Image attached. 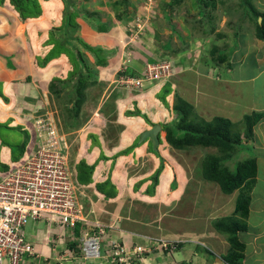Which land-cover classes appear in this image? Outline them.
<instances>
[{"label": "rangeland", "instance_id": "rangeland-1", "mask_svg": "<svg viewBox=\"0 0 264 264\" xmlns=\"http://www.w3.org/2000/svg\"><path fill=\"white\" fill-rule=\"evenodd\" d=\"M177 1L178 0H128V3L129 9L132 10V17H135L137 14H142L144 6L151 2V8L154 11L153 13L151 11V15H156L157 13V15L159 16L158 18L166 19L165 15H163V12L166 10V12L168 11L170 15H172L174 22L177 21L181 24V22L186 23V21L189 20V25L196 29V33L194 32L196 36H201V33L204 34L205 32L207 34V31L212 33V28H210L208 22L210 24L217 22L218 25L217 27H215V31L217 32V34H229V37L226 38L225 41L224 39L222 40L216 37L218 43H222V45H224L223 47L231 46L232 42L229 41H233L234 31L236 27L240 31L244 30V33H248V31L251 33L248 35L247 39L248 46L251 45V47H253V44H257L256 41H258L259 38L257 37V35L255 36L256 24L251 18L252 12L248 10L247 13L244 14V9L241 10L239 9V7L235 9V7L240 4L238 0H216L218 10L213 13L211 12L213 7L211 4L208 5L207 9H203V7L202 9H199L197 0H184L179 4H176ZM222 1H225L224 6L221 4ZM118 2L120 1H100L99 6H103V8H110V11L108 13L101 15L103 19H107L108 16L111 17L112 15L116 17V14H119V12L123 10L122 5L116 4ZM167 3H172V6H174L175 4L176 5L173 8H167ZM251 3L258 9L260 7L264 8V0H253L251 1ZM238 9L240 10L239 12ZM202 10L206 11L207 14H205ZM235 10L238 12L237 15H233V13H235ZM1 12H5L7 15L11 16L10 19L12 23H17L18 25L20 24L15 33L17 34V36L22 35L25 31V24H21V22H18V20L15 19L12 9L7 4L2 5L0 6V13ZM98 12L103 13L104 11L98 9ZM162 15L163 17H161ZM209 16H212V18L208 19ZM202 19H205L204 22L208 24V27H204L203 21H200ZM0 20L3 21V24L2 22L0 24V34H3L5 29H9V26L7 24V21L3 19L2 16H0ZM165 21L172 22L169 16H167V19ZM112 26L115 25L112 24ZM75 28L76 26H74V28L72 29ZM59 32L61 31H58V33ZM82 32H84V30L82 26L79 25L76 36H74L73 38L69 37V39L71 40L72 46L76 52L77 50L83 52L86 64L91 69V76L93 77L89 81L91 87L88 88L87 94H89V97L97 98L99 97L101 89H98V85L94 84L96 82H99L98 79L100 78V75L102 76L103 74L105 75L110 73L111 68L109 67V65L112 62H114V64H112V66L114 65V67L115 65H119L120 62V57L119 59L115 60L118 48H113V46L117 44V37L115 38L111 33H108L109 35H107L111 40L110 45L109 40L107 41V43L105 42V44L103 43L101 45L100 42L93 41L91 38L86 36V33H84V37ZM211 35L212 34H210L207 38V42L209 43L208 49L210 48V46L212 47L213 39L211 38ZM2 37L4 36L0 35V39H2ZM77 37L85 40V42H87L93 48L103 49V51L99 53V56L103 58L99 62L102 63H99L97 61L96 54L86 50L76 41ZM13 43L15 44V48L13 49L16 50V53L17 51H22L19 52L17 54V57L13 59L14 63L12 62L17 66L18 72L11 70L13 68L9 67L10 74L15 76H13L14 78L12 79L17 80L18 74L20 75L19 80H24L27 75L32 76V82L34 84L28 85L27 87L29 88V86H36L37 90H39V97L37 99L24 98L21 95H17L9 82H0V176H6L10 174L13 170L20 167L31 155L37 137V130L36 126H34L35 124L33 119L34 114L32 115L34 111L36 112V108L42 107V110L45 108V115L48 116L46 121L52 122L53 125L54 123H56L55 115L60 111V103H58L57 99H55V97L51 95L50 90L46 87L47 83L42 81L43 84L40 85L34 80L36 78L43 77V75L40 74V72H38V70L33 66L36 63L37 55L42 54V52L38 50L31 52L29 50L30 47L26 48L24 44L23 49L18 48L21 47V45L16 41ZM196 43H198L197 48L195 45ZM196 43H194V45H192L191 42L189 43L191 44L190 48L192 47V50L190 51L195 50L199 58L201 52L199 44L201 45L202 43ZM215 43L219 45L217 42ZM23 50H25V55L23 54ZM228 51V60L230 61V49H228ZM128 53V59L134 57L132 56V51ZM190 57H195V54ZM1 59H3V57L0 56V60ZM64 60L65 63L63 64V66L69 65L68 60ZM251 62L253 63L246 67V70L242 72L243 74L257 72L254 61ZM57 66L58 68L56 69L55 67H51L52 70L55 69L54 73L51 70V76L55 73L58 74L63 71L60 65ZM69 68H71V66H69ZM64 74L67 77V69H64ZM0 77H9V74L3 72L0 73ZM32 82L30 81L28 83ZM42 86L45 87L41 89ZM36 88L35 91H37ZM248 89L249 87H246L244 89L245 92L243 96L249 95ZM67 90L71 91L72 85L68 86ZM131 93L132 94H130L125 100L122 101H118L115 95L108 98L104 112L112 113V107H115V104L116 106H118V109L120 111L116 114L117 118L115 119L116 123L114 121V125L104 124V126L106 127L101 128V122L99 121V119H95L94 122H90L89 124H87L86 122L83 125L84 128L81 131L75 130L73 132H64L65 134L60 133V145L62 149L65 150L68 144L72 146L71 150H69V160L71 163L75 161V151L80 148L79 162L76 166V170L79 174L80 180L82 182H86V180L89 179V181L86 182V184H88L93 181L94 175L95 177H97L100 171L105 172L103 176L100 175L97 178V180H99V184L96 185L97 192L101 196L107 198L108 203L112 201L110 204L118 213L127 214L128 209H135L139 210V212L142 213L141 215L137 212H134L135 219L139 221L144 219L147 222L157 220V223L154 222L155 224L152 225L153 229L158 230L157 226H164V229H166V232L164 230L165 236L171 234L170 229H168L166 227L167 225H165L166 222H168V224H171L170 220H182L181 217L186 216L188 213H190V218H192L191 220H195L197 222L203 219L204 215H208L210 210H215V207L217 206L216 204L218 202L224 207L223 209L229 213L235 206V195L230 197L223 196L220 193V188L216 183L204 181L200 174V167L202 161L206 157V154L208 155V153L216 152L215 149L206 150L203 148H195L194 150L187 152L176 150L172 151V149H168L167 142L161 138L159 151H157L153 147L151 140L147 139L141 142V137L145 131L152 129L155 125L161 126L162 130L167 129L170 120L175 118L173 107L175 102L180 98L182 99V97L178 92L175 91V88L171 84V82L147 83L146 87L142 91ZM258 95H264V89L260 88ZM107 96L108 95L105 94V97ZM35 99V102L38 101L36 105L33 104L35 102L31 103V100ZM25 101L27 103H25ZM88 106L90 107L91 105ZM220 109H223L222 112L224 114L226 110L225 105L223 107H220ZM24 111L26 112V114L24 113ZM87 114L90 119L91 114ZM238 114H241V112L238 111ZM242 115L244 117V115L247 114ZM38 118L40 117H37L36 119ZM41 118H43L41 120L44 121V117ZM199 118L201 117L196 113L195 119ZM237 124L238 125L236 126L238 129H243L239 126L240 123L237 122ZM164 135L166 136L165 132ZM254 139H256V136H254ZM248 147L249 148L247 149L249 150V152H247L249 154H251V152H254L255 158H258L259 156H257L254 147ZM83 157L87 160V163ZM143 157L155 158L156 166L153 168L154 164L151 162V165H148L145 168H141L142 166L140 164ZM241 157H247V154L242 153L239 159H242ZM82 162H85V164L81 165ZM227 165H229L231 169H233L234 167L232 163H227ZM89 166H91V168H94L92 174ZM260 166L261 171L264 172V165L261 164ZM160 168H162L161 171L159 170ZM127 173L130 178L131 176L138 178L142 173L145 175V178L150 179L151 177L154 178L159 176L157 179L158 182L156 183V192L147 194V196H141V193L137 189V182L135 181L134 182L136 184L133 182V188L129 192H127V189L122 187L123 184L119 181L117 182V180L123 179L124 175H127ZM177 173L178 176H176ZM152 183H155V179L149 180L147 182V185L152 186ZM116 185L118 187H116ZM175 185L176 187L172 189ZM145 188L146 187H141V189ZM84 198H86V196H84ZM116 198L118 200H115L114 202V199ZM123 200L126 201V209L123 206ZM213 200L216 204H213ZM113 218L114 216L109 219V222L113 221ZM180 223H183V221H180ZM186 224L192 225L191 223ZM58 233L54 236L53 242H55L56 248L60 250V247H64L65 244L63 243V241L59 242V240L57 239V236L59 235ZM192 234H194V232ZM226 237H228V235H226ZM109 238L110 236H104L102 238L103 256H106L104 242H108ZM169 240L172 239L169 238ZM35 242L38 244V240H35ZM195 243H198L197 240H195ZM200 244L201 243L197 245L194 243L186 242L183 245L182 249L180 248L181 250L179 249L177 252L173 253L175 259L177 260V263L175 262V264H190V262H188L187 260H184L183 262L178 261L187 258L188 250H192V245L201 249ZM63 250H66V247ZM65 252L69 253V251L67 250ZM158 256L159 255L157 254V257ZM168 257L171 258L170 255ZM158 261H160V259H158ZM28 262H30V260H28ZM34 264H40V262L34 260ZM73 264L83 263L75 261ZM94 264H99V262H95ZM166 264H168V261H166Z\"/></svg>", "mask_w": 264, "mask_h": 264}, {"label": "crops", "instance_id": "crops-1", "mask_svg": "<svg viewBox=\"0 0 264 264\" xmlns=\"http://www.w3.org/2000/svg\"><path fill=\"white\" fill-rule=\"evenodd\" d=\"M100 1L101 0H96L95 3V0H79L80 5L85 9L87 8L90 11H98V9H101L104 12L100 13V15L108 13L110 11V8H103V6H99ZM42 6L43 15L39 19L33 21H21L18 15L12 10L15 19H17L18 22H21V24H25V31L20 36H17V34L15 33L20 24L18 25L17 23H12L10 19L11 16L7 15L5 12L0 13V16H2V18L7 21V24L9 26V29H5L3 34H0L4 36L2 37V39H0V52L2 54L13 53L15 51V49H13L15 48V44L13 42L15 41L21 45V47L18 48L23 49L24 46L26 48H29L27 33L30 25H36L44 28L48 23H50V21L53 23H58V21L61 19V13L64 8L63 1L42 0ZM258 10L260 12H264V8L262 7H260ZM165 12H163V15L165 14ZM167 13L169 14L172 22L165 21L167 19L166 14V19L158 18L159 16L157 15V13L156 15H151V21L148 27V31L145 34V38H143L140 43L134 44L133 47L129 46L132 41L129 31L131 30V27L133 25V20H127L126 17H123V22H118L114 15H112L111 17L108 16L107 19L104 18V21H107L109 19L111 23L115 25L112 27V31L110 33L115 38L117 37V44H115L113 48H118L115 60L119 59L120 57V62L119 65H115V67L114 65L112 66V64H114V62H112L109 65V67L111 68L110 73L105 75L103 74L102 76L100 75V78L98 79L100 83L98 89L101 90L99 93V98L97 97L99 103L96 107L93 104H91V108L89 107L92 112L89 122H94L95 119H99L102 125L101 128L106 127L104 126V124L108 123V119L105 117L107 115L103 116L102 114H100L101 109H105V105L107 104L108 98L105 97V94L109 95V93H114L118 101L125 100L130 94H132L130 92L120 91L119 89L114 90V86L111 85L115 81L117 72L123 65V61L125 59L127 51H132V56H134L132 58V63L128 65V69L126 72L127 74L130 73L129 75H136L137 73H140L147 63L157 62L161 59L173 60L175 63L174 74L173 78H171L168 82H171V84L175 88V91L180 94L182 99H184V101H186L194 108L193 110L195 114L197 113L201 117V119L205 121L210 122L216 117H223L231 120L232 122H238L242 120V114H251L252 112L264 114V95H258L259 89H264V41L258 39V41H256L257 44H253V47H251V45L248 46L247 44L248 35L251 34L249 31L248 33L245 32L244 35H241V37H236L234 35L233 41H229L232 42L231 46H229L231 53L230 61L232 62L230 66L232 67H230L229 69H216L210 61L211 57L209 55L207 46V38L209 36L205 37V33H201V36H196L194 34V32L196 33V29L189 25V20L186 21V23L181 22L180 24V22H174L172 15H170L168 11ZM163 15L161 17H163ZM260 20L262 19L259 18V22H261ZM77 21L84 30V32H82L83 35L84 33H86V36L91 38L93 41L100 42L101 45L103 43L105 44V42L107 43V41L109 40L110 45L111 40L108 36L109 34L107 35L106 33H98L97 31H95L83 16H79L77 18ZM1 22L3 24L2 20H0V24ZM216 25H218L217 22ZM217 35L218 34L216 31L212 34L211 38L213 39V42L215 41L218 43L216 39ZM228 37L229 34L227 33L226 35L224 34L222 36V38H224V41ZM190 42L192 43V45H194V43L196 42L202 43L201 45L199 44L201 49L199 58L195 50L190 51L192 50V47L190 48ZM195 45L197 48L198 43H196ZM219 45L220 47L225 48L223 47L224 45H222V43ZM193 54H195V57H190L193 56ZM251 61H254L257 72L243 74L242 72L246 70V67L253 63ZM56 68H58V66H55V69ZM9 70V64L5 61L4 58L1 59L0 73L5 72L6 74H9V77H0V82H9L17 95H21L24 98L37 99L39 97V90H37L36 86H29V88L27 87L28 85L34 84L32 82V76L27 75L24 80H19L20 75L18 74L17 80H13L12 78H14L15 76L10 74ZM11 70L18 72L17 66L15 69ZM37 70L38 72H40V74L43 75V77L34 79L36 83L41 85L43 84L42 81L47 82V75L51 72L41 71L39 69ZM30 81L32 83H28ZM44 87L45 86H42L41 89ZM246 87H249V95L243 96L245 92L244 89ZM35 88L37 91H35ZM36 99L31 100V103L35 102ZM37 102L33 104L36 105ZM25 103L27 102L25 101ZM222 105H225L226 107L224 114L222 112L223 109H220V107H223ZM116 108L117 113H119L120 111L118 109V106H116ZM238 111H240L241 114H238ZM263 127L264 117L254 127V136H256V139H253L250 142V146L254 147V150L259 157L256 158L257 182L251 193V209L249 217L246 220L248 228L246 231L239 233L240 241L245 245V257L243 264H264V172L261 171L260 166L261 164L264 165ZM159 137L163 139L165 138L163 130H161ZM79 155L80 148L75 151V163L79 162ZM85 161L87 163L86 159ZM151 162L154 164V168L156 166L155 158L143 157L140 164L142 166L141 168H145L148 165H151ZM104 174L105 172L100 171L98 176L95 177L94 175L93 181L88 184H86V182H88L89 179H87L86 182H82L78 174V181L79 184L83 186L81 190L85 193L86 198L84 200L86 202L88 216L91 219H98L103 223L112 224V222L115 221L116 218H119L116 220V222H118L116 223V228L110 230V237L113 236L114 238H118L130 248L137 245H144L146 239H144L142 236H152L155 238L166 237L168 239L170 238L173 241H177L179 243V249H182L183 245L186 242L194 243L197 245L201 243V249L192 245V250H188L187 258L178 262L187 260L188 262H190V264H229L224 261L223 257L229 253L231 244L229 243L228 237H226L225 234L219 233L214 228L213 223L219 218L231 216L234 212L233 210H235L236 203L233 209L228 213L223 209L224 207L220 205L219 202L216 204L213 200V204L217 205L215 207L216 209L210 210L208 215H204L203 219L197 222L195 220H191L192 218H190V213H188L186 216L181 215L182 220H179L183 221V223H180V221L176 219H174L173 221L170 220L171 224H168V222H166L165 225H167L166 227L170 229L171 234L165 236L164 230L166 232V229H164V226H157L158 230L153 229L152 225L157 223V220L147 222L144 219H142L141 221L135 219L134 212L142 215L139 210L128 209L127 214H121L115 211V209L110 204L112 201L108 203V199L101 196L97 192L96 185L99 184V180H97V178L100 175L103 176ZM176 176H178V173L176 174ZM144 178L145 175L143 173L138 178H135L134 176H131L130 178L127 173V175H124L123 179L117 180V182L119 181L120 183H122V187L126 188L127 192H129L133 188L134 181L138 183ZM138 190L141 193V196L145 195V189L138 188ZM220 193L225 197L235 195L237 201L240 191L236 190L234 193L226 195L221 191L220 188ZM115 200L117 201L118 199H114V202ZM125 203L126 201L123 202V206L126 209ZM113 216V221L109 222V219ZM186 223H191L192 225H187ZM60 230V227L56 225H49L46 222H39L35 225L29 224L26 227V232L29 240L33 242L37 249V253L40 255V258H43L44 262H46L47 264H55L58 258H60L59 250L58 248H56V244H54L53 242V238L58 232L59 235H65ZM193 232L194 234H192ZM59 235L57 236V239H59ZM35 240H38V244L35 242ZM195 240H197L198 243H195ZM55 249H57V251ZM60 250H63V247H60ZM157 254L159 255L158 257ZM170 257L171 258L170 260H168V264L177 262L174 255H170ZM158 259H160V261H158ZM166 261L167 259H165V257H163L162 259V255L159 252L155 251L152 255L147 256L145 264H166Z\"/></svg>", "mask_w": 264, "mask_h": 264}, {"label": "trees", "instance_id": "trees-1", "mask_svg": "<svg viewBox=\"0 0 264 264\" xmlns=\"http://www.w3.org/2000/svg\"><path fill=\"white\" fill-rule=\"evenodd\" d=\"M62 1L64 8L61 13V19L58 23L50 21V23H46L47 25L44 28L30 25L27 33V40L30 47L29 50L33 52L35 50L42 52V54H38L36 57V63L34 64L36 69L54 72L55 69L52 70L51 67L57 65L62 67L65 63L64 59H67L69 62V65H64L62 67L63 71L60 73H56L53 76L48 74V81L46 82V87L50 90L51 95L57 99L58 103H60V111L55 115V124L58 129H60L61 133L73 132L81 129L89 119L87 113H92L88 108V105L93 104L96 107L99 103V100L96 97H89V94H87L88 88L91 87L89 81L93 76H91V69L86 64L84 54L80 50H77L76 52L69 39V37L73 38L76 36L79 29L77 18L83 16L98 33L108 34L112 31L113 27L111 21H104L98 11H90L87 8L85 9L82 7L79 0ZM119 1L120 2L116 4L122 5L123 10L119 12V14H116L117 21L123 22V17H126L127 20H133L134 17H132L131 10L129 9L128 0ZM183 1L184 0H178L176 4ZM251 1L253 0H238L240 4L238 3L239 5H237L235 9L237 7L241 10L244 9V14H246L248 10L252 12L251 18L256 24V35L260 40L264 41V12H260L257 7H254ZM197 2L199 9H202V7L203 9H207L208 5L211 4L213 6L212 13L218 10L216 0H197ZM6 4L23 22L37 20L43 15L42 0H0V6ZM221 4L224 6L225 1H222ZM174 6H172V3L166 4L167 8H173ZM239 9L238 12L240 11ZM203 12L207 14L206 11ZM238 12L235 10L233 15H237ZM165 14L169 16L167 12H165ZM210 18H212V16L208 17V19ZM259 18L262 19L261 22H259ZM204 20L205 19L200 20L203 21L204 27H208L209 24L210 28H212V33L207 31L206 34L205 32V37H207L215 32V27H217V25L216 22L212 24L208 22L207 24ZM74 26H76V28L72 29ZM58 31L61 32L58 33ZM242 31L236 27L234 35L236 37H241V35H244V30ZM222 36V34L217 35L218 38L224 39ZM76 41L86 50L96 54L98 62L103 59L99 56V53L103 51L102 48H93L85 42V40L79 37L76 38ZM207 46L209 47V43ZM228 49H230L229 46L222 48L217 45L215 41L214 45L212 42V47L210 46L208 51L211 57L210 61L216 69H229L232 67L230 66L232 62L228 60ZM21 51L22 50L19 52ZM19 52L17 51L16 53L15 50V52L11 54L1 53L2 55L0 54V56L5 59L9 64V67L15 69L16 65L13 64V59L17 57ZM23 54L25 55V50H23ZM69 66H71V68H69ZM64 69L68 70L67 77L64 74ZM70 85H72V90L68 91L67 87ZM94 85L99 86V82H96ZM193 109L194 108L190 104L181 98L175 102L173 107L175 118L170 120L167 129H163L166 133L164 140L167 142L168 149H172V151L187 152L192 151L195 148L216 150L214 153L206 154L200 167V174L204 181L219 185L221 191L226 195H230L236 190L240 191L233 214L215 220L213 226L219 233L228 235V241L231 244L229 253L223 257L224 261L229 264H243L245 245L240 241L239 233L246 231L248 228L246 220L249 217L251 209V193L257 182V160L254 152L249 154L247 148H249L248 146H250V142L254 139V127L262 120L264 114L252 112L251 114L244 115L242 120L238 121V123H240L239 126L243 128L240 130L236 126L238 125L237 122H232L223 117H216L210 122L201 118L195 119L196 114ZM111 112L112 113H105L104 109H101L100 114L103 116L107 115L105 116L108 119L107 125H114L113 122L116 121V104L115 107H112ZM24 113L26 114L25 111ZM32 114H34V124L37 117H40L38 119H43L41 117H44V120L48 117L45 115V108L42 110V107H38L36 112L34 111ZM36 135L37 137L34 147L38 142V132ZM160 139L161 137H159V144ZM156 150L159 151V145ZM63 151L65 153L66 150ZM242 153L247 154V157H241L242 159H239ZM227 163H232L234 166L233 169H231ZM83 164H85V162L81 163V165ZM93 169L94 168L90 167L91 174ZM161 169L162 168L159 170L161 171ZM158 177L159 176L154 178L151 177V179H155V183H152V186L147 185V182L151 180L150 178L140 180L137 183V189L144 185V187H146L144 196L156 192ZM116 187L118 186L116 185ZM174 187H176V185L173 186V189ZM85 229L92 231V227H83L78 224L75 229L77 237H80ZM64 244L63 249L66 247L67 251L72 252L76 257L81 258L82 251L79 247V241L69 239L64 242ZM104 245L106 251L105 242ZM177 246L176 252L179 250V244H177ZM55 250L57 251V249ZM66 250H59V254H64ZM147 256L150 255L144 254L143 258L145 259ZM37 261H39L40 264H47L44 262L43 258H38ZM65 264L70 263H67L66 261ZM135 264H141V262L138 260L135 261Z\"/></svg>", "mask_w": 264, "mask_h": 264}, {"label": "built area", "instance_id": "built-area-1", "mask_svg": "<svg viewBox=\"0 0 264 264\" xmlns=\"http://www.w3.org/2000/svg\"><path fill=\"white\" fill-rule=\"evenodd\" d=\"M151 6L149 2L142 14L133 20L132 41H140L149 27L151 11L154 12ZM172 71L171 62L163 60L147 64L140 78H121L119 83L126 88L141 89L145 83L168 81ZM39 120L35 123L38 142L31 155L10 174L0 176V264H34V260L40 258L26 232L29 224L39 222L60 227L65 235L60 234L58 240L63 243L69 239L79 241L81 258L72 252H64L55 264H65L67 260L70 264L75 261L83 264H135L138 260L145 264L147 257L144 259L143 255H152L155 251L162 258H169L177 250L178 242L149 236H142L146 239L144 245L131 249L118 239H110L106 243V256H103L102 238L108 236L109 229L116 227L90 219L69 160V144L64 153L55 125ZM78 224L90 226L92 231L85 229L77 237L75 229Z\"/></svg>", "mask_w": 264, "mask_h": 264}, {"label": "clouds", "instance_id": "clouds-1", "mask_svg": "<svg viewBox=\"0 0 264 264\" xmlns=\"http://www.w3.org/2000/svg\"><path fill=\"white\" fill-rule=\"evenodd\" d=\"M139 14H137L136 16H138ZM135 16V17H136ZM135 17L133 18V20L135 19ZM132 22V21H131ZM147 31H148V28H147V30H146V32H145V34L147 33ZM130 32V37H131V40H132V36H131V31H129ZM145 34H144V36H142V39L143 38H145ZM141 39V40H142ZM141 40L140 41H136V42H134V41H131V43L129 44V46L130 47H133V45L134 44H138V43H140L141 42ZM134 42V43H133ZM130 52V51H129ZM129 56V53L127 52L126 53V56H125V59H124V61H123V65H122V67H121V69L117 72V74H116V77H115V81L111 84V85H113L114 87H113V89L114 90H120V91H125V92H137V91H142L145 87H146V84L147 83H145V85H144V87L143 88H141V89H130V88H126V87H124V86H122V84H120L119 83V80L121 79V78H140L141 76H142V73L146 70V67H147V64H151V63H158V62H160V61H163V60H166V61H170L171 62V64L173 65V71H172V73L174 74V68H175V63H174V61L173 60H171V59H161V60H159V61H157V62H150V63H147V64H145V66H144V69L140 72V73H137L136 75H129V74H127L126 72H127V69H128V65L130 64V63H132V58H130V59H128L127 57ZM173 74H172V77L171 78H173ZM170 78V79H171ZM169 79V80H170ZM168 80V81H169ZM168 81H166V82H168ZM153 83V82H152ZM154 83H164V82H154ZM99 85H100V83H99ZM114 95V93H109V95L107 96V98H109L110 96H113ZM37 120H39V119H36V121ZM36 121H35V123H36ZM90 122H89V119H88V121H87V124H89ZM115 123H116V121H115ZM54 125H55V127H56V129L58 130V132H59V134L61 133V131H60V129H58V127L56 126V124L54 123ZM84 127H82L81 129H79V131H81L82 129H83ZM162 130V129H161ZM62 134H65L64 132L62 133ZM160 135V134H159ZM69 150H71V146L69 145ZM69 155H70V151H69ZM70 159V158H69ZM78 165V162H72L71 163V166H72V169H73V171H74V174H75V180H76V184L80 187V198H81V201L83 202V204L86 206V202H85V198H83V196H85V193L81 190L82 189V187L83 186H81L80 184H79V181H78V173H77V170H76V166ZM91 219V218H90ZM117 219H119V218H116V220ZM92 221H95V220H97V221H100V220H98V219H91ZM116 220L115 221H113L112 222V224H109V223H104V224H106V225H112V226H114V227H116V223H118V222H116ZM101 222V221H100ZM101 223H103V222H101ZM111 230H113V229H111ZM109 231V233H108V236L110 235V229L108 230ZM150 237H152V236H150ZM110 239H118V238H114L113 236H111L110 238H109V241H110ZM119 240V239H118ZM169 240V239H168ZM119 241H121V240H119ZM171 241H173V240H171ZM122 242V241H121ZM177 242V241H176ZM105 243H108V242H105ZM122 243H124V242H122ZM125 244V243H124ZM177 244H179V243H177ZM135 247V246H134ZM134 247H132V248H134ZM131 249V248H130ZM176 252V251H175ZM175 252H173V253H175ZM173 253L171 254V255H173ZM165 259H167V261L168 260H170V258H165ZM177 263V262H176ZM171 264H175V263H171Z\"/></svg>", "mask_w": 264, "mask_h": 264}, {"label": "water", "instance_id": "water-1", "mask_svg": "<svg viewBox=\"0 0 264 264\" xmlns=\"http://www.w3.org/2000/svg\"><path fill=\"white\" fill-rule=\"evenodd\" d=\"M161 129V126L155 125L152 129L145 131L141 137V142L149 139L152 141L153 147L156 149L159 145V134Z\"/></svg>", "mask_w": 264, "mask_h": 264}]
</instances>
